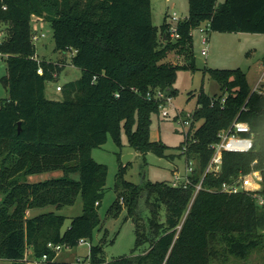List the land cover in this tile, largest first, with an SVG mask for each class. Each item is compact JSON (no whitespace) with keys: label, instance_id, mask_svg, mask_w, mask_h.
<instances>
[{"label":"trees","instance_id":"obj_1","mask_svg":"<svg viewBox=\"0 0 264 264\" xmlns=\"http://www.w3.org/2000/svg\"><path fill=\"white\" fill-rule=\"evenodd\" d=\"M34 16L49 23L56 49L73 51L71 63L82 70L79 80L65 84L61 100L45 94V81L56 66L34 57ZM9 20L13 26L0 45L7 66L2 80L10 94L7 102L0 99V140L11 142L14 156L7 165V146L0 141V156L6 152L0 169V259L28 264L30 244L34 259L48 255L46 264H102V244L93 245L84 262L55 260L48 247L49 242L75 247L100 229L108 167L93 158L92 149L109 136L122 146L125 130L128 145L144 158L149 152L166 156L169 146L151 139V115L160 103L147 92L161 88L175 94L179 69L195 68L191 33L206 22L214 31L264 33V0H189V15L176 24L179 37L171 35L169 23L158 33L151 0H0V21ZM174 49L191 63L170 62ZM210 73L223 93H199L192 127L196 142L188 151L197 159L190 184L145 178L142 184L121 183L126 191L120 201L125 219L134 223L136 246L119 264H217L264 251V205L257 199L264 196V181L260 191H221L224 182L264 171V93L253 91L240 68ZM236 119L250 124L253 148L225 151L220 174H207L195 194L214 153L211 145ZM121 167L124 172L126 166ZM53 170L63 175L28 180L29 174ZM75 171L78 180L70 176ZM79 195L83 212L65 230L67 217L56 211L28 216L34 209L73 205Z\"/></svg>","mask_w":264,"mask_h":264},{"label":"rangeland","instance_id":"obj_2","mask_svg":"<svg viewBox=\"0 0 264 264\" xmlns=\"http://www.w3.org/2000/svg\"><path fill=\"white\" fill-rule=\"evenodd\" d=\"M223 1V0H220ZM153 22L158 27V33L166 23L176 25L177 20L172 19L175 14L178 18L184 19L189 15V0H151ZM167 14H169L167 16ZM207 23V22H206ZM205 23V24H206ZM203 24V25H205ZM13 22L0 21V31L3 35L9 36ZM33 35L40 36L45 34L39 40L34 41L36 51L35 59L41 63L43 61L53 62L56 68L50 71L45 81V94L49 99H63L65 84L71 81L79 80L82 70L71 63L73 51L64 52L56 49L54 30L45 21H36L32 18ZM194 59L195 68L188 66L178 71L177 80L173 86L176 90L173 94L172 103L168 106L160 107L151 115V139L161 141L169 146L166 150L167 155L159 157L149 152L144 158L141 153L135 151L128 145L125 130L122 131V146H118L112 136L101 147L92 149L93 158L105 164L108 167V176L105 186V195L99 207L101 218L100 229L96 228L93 238L85 239L75 247L64 246L56 254L55 259L59 261L84 262L90 259L91 247L102 244L103 252L100 254L105 259L104 264H119L120 258L130 255L136 246L135 226L131 218L125 219L127 212L125 203H121L120 197L126 191L121 185L124 180L135 184H142L144 178L146 181H167L175 179V171L183 175L185 173L187 162L186 158L181 156V149L178 147L186 138L185 128L181 119L186 117L187 113L194 112L198 105L199 93L204 90L209 95L222 94L219 82L211 76V69H242L246 75L249 86L253 89L258 81L264 75V33L249 32H220L212 30L210 33V42L208 45V54L203 55L201 50L203 45L200 42V31L194 30ZM162 39V36L160 37ZM169 61L177 65L190 64L179 49H174L169 54ZM7 74V66L4 60H0V99L7 102L10 94L3 84L2 77ZM62 90H58V86ZM172 95V94H171ZM225 95V94H224ZM163 110H168L169 115L164 116ZM203 120L197 121L195 128ZM189 128H186V131ZM3 147L5 144L8 150L9 160L14 156L13 147L10 141L0 140ZM182 147V146H181ZM134 154L128 157L125 163V155ZM182 154V153H181ZM6 152L0 156L1 164H4ZM7 160V165L13 160ZM126 166L123 172L121 166ZM264 177V171L261 173ZM63 175L61 170H53L29 174L28 180L31 182H41L52 178H58ZM71 178L78 180L80 173L72 172ZM263 187V184H262ZM121 203V210L118 211L117 205ZM144 206L142 201L141 203ZM56 211L67 217L63 230L67 229L71 219L81 215L83 212V199L79 195L73 205H67L61 208L47 207L34 209L28 212V216L39 214L46 211ZM142 250L136 254H141ZM26 255L34 258L33 247L28 244ZM229 257V256H228ZM228 259V258H227ZM218 260L217 264H264V251L254 250L243 260L236 256H230L226 259ZM11 260L0 259V264H10Z\"/></svg>","mask_w":264,"mask_h":264},{"label":"built area","instance_id":"obj_3","mask_svg":"<svg viewBox=\"0 0 264 264\" xmlns=\"http://www.w3.org/2000/svg\"><path fill=\"white\" fill-rule=\"evenodd\" d=\"M172 19L179 20L175 14L172 16ZM177 25H171L170 26V32L173 37H179L177 33ZM195 30L200 31V42L203 45V48L201 50V53L203 55L208 54V45L210 42V33L212 31L210 23H206L205 25H202L198 27ZM194 30L192 31L193 35ZM45 34L42 33V35L37 36L33 35V41L39 40L41 37H44ZM4 39L3 32L0 31V45L2 44ZM3 55L0 52V60H3ZM39 73H43L42 68H39ZM58 90H62V86L59 85ZM255 92L258 93H264V75L263 77L258 81L257 85L254 88ZM147 98L150 100H158L160 103V107L168 106L172 103L173 95H171L170 91L164 90L161 88H155L153 90H150L147 92ZM225 101V99H223ZM163 115L168 116L169 111L163 110ZM195 121V114L187 113L186 117L181 119V123L183 127L185 128V142L183 143L181 147V153L183 157L186 158L187 167L185 170V173L183 175L179 174L178 171H175V179L172 181V184L174 186H178L180 184L187 187V185L190 184L191 178L190 176L193 174V171L197 165V159L194 157H188V151L189 146L191 143L196 142V139L193 137V123ZM186 128H189L186 131ZM194 129V128H193ZM254 146V139H253V132L251 129V126L246 121H241L236 119L233 124L220 132L219 134V140L211 145V148H213L214 153L211 157L205 171L203 172L202 180L199 184L196 185V192L195 194L202 188V181L204 177L207 174H214L219 175L222 170V164H223V155L225 151H234V152H248L250 151ZM262 172L260 170H253L252 172L242 175L239 179L233 181V182H224L221 187V191L227 192V193H237L240 191H260L262 189V184L264 181V177L261 174ZM258 202L260 205H264V196L258 195L257 196ZM84 241V240H82ZM81 241V242H82ZM48 247L55 251L56 254L62 250L64 245L62 244H55L53 242L48 243ZM48 255L44 254L42 259L40 260H31L29 261V264H41L43 261H47Z\"/></svg>","mask_w":264,"mask_h":264},{"label":"crops","instance_id":"obj_4","mask_svg":"<svg viewBox=\"0 0 264 264\" xmlns=\"http://www.w3.org/2000/svg\"><path fill=\"white\" fill-rule=\"evenodd\" d=\"M36 19V21H44V20H38L35 16L33 17V20ZM238 33V32H237ZM219 69V68H217ZM221 90V89H220ZM253 91H254V88H253ZM26 259L28 260V264H29V261L31 260H37V259H34V258H30L28 255H26ZM56 260V259H55ZM10 264H19L18 262L16 261H10ZM41 264H46V261H43L41 262ZM104 264V263H102Z\"/></svg>","mask_w":264,"mask_h":264},{"label":"water","instance_id":"obj_5","mask_svg":"<svg viewBox=\"0 0 264 264\" xmlns=\"http://www.w3.org/2000/svg\"><path fill=\"white\" fill-rule=\"evenodd\" d=\"M134 154H128V155H125L124 156V158H123V160H124V162L126 163L127 161H128V157H132Z\"/></svg>","mask_w":264,"mask_h":264}]
</instances>
